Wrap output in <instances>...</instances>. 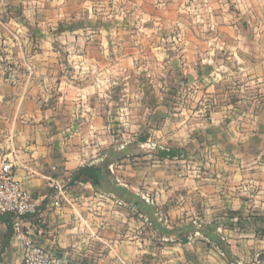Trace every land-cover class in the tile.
<instances>
[{"label":"crops","instance_id":"1","mask_svg":"<svg viewBox=\"0 0 264 264\" xmlns=\"http://www.w3.org/2000/svg\"><path fill=\"white\" fill-rule=\"evenodd\" d=\"M155 1L148 0L141 10L147 12L152 4L156 5ZM135 5L138 2L130 6L136 10L142 7ZM154 7V19L159 20L155 22L161 31L169 21L170 26L177 23L181 32L192 37L200 29L218 35L202 42L203 47L189 38L181 44L182 49L164 43L154 48V59L160 66L166 63L174 66L171 71L163 70L159 74L170 84L171 96L181 95L183 82L195 86L198 81L207 89L205 97L213 98L208 106L202 104L201 109L206 112L202 119L193 116L194 111L188 106L180 108L178 104L174 111L177 116L181 113L187 116L184 122L183 116L179 117L182 128L191 129V133L188 138L181 133L172 138L175 145L170 147L179 149L180 154L181 148L187 147L190 156L197 157L193 138L197 129L203 130L208 145L202 152L205 164L201 180L194 178L187 168L183 171L176 168V173L171 169L174 181L163 192L168 196H158L160 199L170 196L167 200L169 224L157 217L160 204L158 207L150 204L143 211L138 207L143 218L133 221L130 212L123 211L119 216L114 201L104 200L102 193H112L99 190L90 182L72 185L68 182L80 167L105 163L120 185L138 195L132 186L120 183L114 161L107 159L111 149L104 151L105 145L113 144L107 133L115 126V110L124 109L125 97L130 96L126 84L120 83L116 94L108 81L119 76L125 81V74L116 72V64L124 66L133 60H144L141 64L150 66L152 57H115L109 51L100 53L96 43H92L90 53L84 56L65 58L48 56L55 47L54 41L43 38L38 42L39 51L19 58L25 69L14 74L12 82L0 73V188L2 167L8 161L15 181L32 192L42 208L39 215L23 220V229L31 233L38 245L54 254L64 253L95 264H256L260 254L264 260V238L257 230V224L264 218V0H170L166 8ZM39 27L46 33L45 26ZM200 48L205 53L195 57L196 49ZM168 56L171 62L165 61ZM181 61L189 66L188 73L183 72ZM152 94L155 101L163 100L157 92ZM154 109L161 110L162 106ZM154 109L141 111L145 114ZM227 113H234V120ZM157 120L140 117L138 124L141 128L156 126ZM172 120L178 124L176 118ZM176 127H181V123ZM140 138L124 142L122 150L126 157L116 161L132 157L127 153L130 145L137 146L136 156L147 160L149 155L140 150V143L145 141ZM155 170L161 176L167 175L162 169ZM182 176L184 179H178ZM56 183L63 189L66 200H55L56 189L52 186ZM178 192L186 198L181 205L182 212L176 207ZM233 210L245 211L239 214V220L246 228L237 226V217L227 220V214ZM202 219L210 227L223 229L235 244L224 250L207 237L209 242L199 241L200 235L176 237L178 226L197 230L194 223ZM152 226L155 231H148ZM211 232L204 234L210 238L213 235V240L216 238L219 242L222 235ZM22 255L19 232L13 226L10 230L0 218V264H22Z\"/></svg>","mask_w":264,"mask_h":264},{"label":"rangeland","instance_id":"2","mask_svg":"<svg viewBox=\"0 0 264 264\" xmlns=\"http://www.w3.org/2000/svg\"><path fill=\"white\" fill-rule=\"evenodd\" d=\"M135 2H138V5L141 4L142 7L136 10L134 7L130 6L135 4ZM147 4L148 0H0V73L3 78L8 77L12 82L14 74L23 73L25 69V65L19 62V58L29 54L33 55L39 51L40 46L38 42L42 41L43 38L47 41H54L52 46L55 47L48 56L56 55L65 58L77 54L84 56L90 53L92 43H96V49L100 53L104 50L109 51L112 53V56L115 57L122 55H130L131 57L151 56L152 64L150 66L142 65L141 62L144 60H139V62L133 60L134 63L130 61L125 63L124 66H122V64H116V72L124 73L125 76L123 77H125V81L119 76L116 77L114 81H108V83L114 86V91L119 90L120 83L126 84V88L128 87L130 89V96L128 99L125 97L127 103H125L124 109L119 108L115 110L117 111L114 121L115 126L110 128L107 133L109 137H111V140H113V144L108 146L105 145L104 151H109V149L112 150V148H115L116 151L122 150L125 146L124 142L130 139L132 141L133 138L136 141L140 136H147L146 141L140 143L142 148L140 150H142L145 155H149L147 160L140 159L142 156H136L138 152L137 146L130 145L127 147V153L132 156L131 158H126V160L122 162L116 161L117 156L113 155L115 160H109V162L114 161L115 171L116 174H119L121 184L127 185L130 188L132 186L134 191L143 199L147 201L146 198H148L150 204L156 207L160 204V211L157 210V217L164 224H169L167 223V213L169 211L167 209V200L170 199V196L164 197V199H160L158 196H168V194L163 192H166L167 185L174 179L173 176H171L173 174L171 173V169L175 171L177 168L178 171H183L187 168L191 171L192 175H195L194 178L201 180L205 164L202 158V152L206 149V145L208 144H206V140H204L203 130L197 129L194 130L195 136L193 137L196 142L194 145L196 149L195 152L199 154L197 157L190 156L191 152L186 149L187 147L181 148V150H183L182 154L179 152L180 155H177L173 159L162 157L159 155V152L171 149L172 147L170 146L175 145L172 138L179 137L180 133L185 138H188L191 133V129H187V127L182 128V122L188 120L186 118L187 116L185 117V114L182 113L179 114V116H183V121L181 122V118L175 114L177 112H174L178 108V104L180 108L182 105L185 107L188 106V108L194 111L193 116L198 117L199 120L204 118V116L206 117V112L201 109V106H203L202 104L205 103L208 106L209 100L213 98L212 96L205 97V95L208 94L207 89L203 84H199L198 81L195 86L190 82H183L179 90L181 95L171 96L170 90L172 88L170 84L166 83V81L161 78L160 71L166 70L169 72L174 66L171 65V63L160 66L154 59L156 56V50H154V48L164 43L167 46L174 45L176 48L182 49L180 47L181 44L189 40V38L196 40L199 46H202V42L209 41L210 39L212 40L218 35L217 33L213 34L211 32L212 36H210L211 33L207 34L206 31L200 29L198 30L199 33L197 32L194 37H192V34L187 35L186 32H181L180 30L182 29L177 23H173V26H170L171 23L169 21L164 23L167 28L161 31L160 27L158 28L155 22L159 20L154 19V6L166 8L170 6V0H156V5L152 4V7H149L147 12L141 10L144 9ZM138 5L135 6L138 8ZM39 26H45L46 33H43ZM154 29L157 31H154ZM27 42L30 43V47H28ZM65 43L68 45H65ZM102 43H104V46ZM106 43H109V45H106ZM59 44L63 47L61 48ZM196 51L198 54H196L195 57H201L202 54L205 53L203 48L196 49ZM178 52H180V50ZM167 59L168 60H165L166 62H171L172 60L169 56ZM147 63H150V61ZM180 64L182 65L183 72L188 73L190 68L187 63L181 61L179 65ZM191 64L194 66V62H191ZM163 67H166V69H163ZM174 72H178V70H174ZM102 82L107 83L105 80ZM174 84L176 83L174 82ZM155 92H157L156 95H162L163 97V100H160V98L157 99V101L160 100V103H157V101H155L156 99L151 96V94ZM117 93L118 91L116 94ZM148 93L151 94L149 95ZM161 101L165 103H161ZM158 105L162 106V109L156 111L154 106ZM196 106H198V108ZM144 108L149 109V111H151L152 108L154 110L144 114V112L141 111ZM162 114L163 120L161 121ZM226 115L227 117L231 116V120L235 118L234 113H227ZM210 116L214 117L213 114ZM140 117H146L148 121L157 118V124L156 126L151 125L150 127L141 128L138 124V119ZM172 118H176L178 124H176L175 120L173 121ZM128 120L131 121L129 124H127ZM124 121H126V123H124ZM148 121L147 124H149ZM180 123L181 127H176ZM186 125L188 126V123ZM110 165L112 166L113 164ZM155 168L164 170L167 175L161 176L160 171L157 173ZM145 169H147L146 172ZM180 178L184 179V176L178 177V179ZM70 181L71 179L68 182ZM102 195L104 200L109 199V201H114L117 207L116 212L119 213V216H122L121 213H123V211H127L130 212V217H132L133 221L134 218H143L140 217L141 214L137 211L138 206L133 204L135 200H133V202H124L123 200L116 199V197L111 194L102 193ZM63 196L62 193L60 194V198L56 197L55 200L62 201ZM108 196L109 198H107ZM176 196L178 198H176L178 201L176 207H180L182 212L183 209H181V205L185 204V194L178 192ZM196 212L198 214L197 210ZM241 213H245V211H230L227 214V220L228 218L237 217V226L243 229L246 228V224L242 220H239L241 219V215H239ZM204 221L205 220L202 219L198 221L201 224L194 223L195 228H198L197 230H191V227L188 229V226H178L176 230L178 236L176 237H181V235L184 236V234L193 236L200 235L199 241L203 242V240H205L209 242L207 240L210 239V242L214 241V243H217L219 246L222 245L224 250L227 246L235 244V240H233L229 234L227 237L225 236L226 232L223 229L210 227V225L204 223ZM257 225L258 234L261 238H264V218ZM135 226L137 227L138 223L134 224V227ZM235 226L231 227L235 228ZM210 230H212L213 233L215 232V234L222 235L218 239L219 242L216 238L213 240V235L211 238L205 236L204 233L209 234L211 232ZM148 231L154 232L155 229L152 226ZM237 249L239 250V248Z\"/></svg>","mask_w":264,"mask_h":264},{"label":"built area","instance_id":"3","mask_svg":"<svg viewBox=\"0 0 264 264\" xmlns=\"http://www.w3.org/2000/svg\"><path fill=\"white\" fill-rule=\"evenodd\" d=\"M56 181H52L54 183ZM52 187L56 189L55 198H60L62 188L59 183ZM110 195V194H109ZM113 196V194H111ZM150 203V200L146 198ZM11 212L14 216L13 230L19 232L23 243L22 264H95L91 260L71 257L68 254H54L38 245L31 233L25 231L22 226L23 220L29 215H39L42 208L35 195L23 189L14 179L12 164L5 161L2 167V185L0 188V215ZM256 264H264L260 254Z\"/></svg>","mask_w":264,"mask_h":264},{"label":"trees","instance_id":"4","mask_svg":"<svg viewBox=\"0 0 264 264\" xmlns=\"http://www.w3.org/2000/svg\"><path fill=\"white\" fill-rule=\"evenodd\" d=\"M146 139L147 136H141L140 141H146ZM113 155L117 156L116 160H121L126 157V153L124 150H122L121 152L110 150L107 154V159L115 160V158H113ZM160 155L162 157L173 159L177 155H179V149L171 148L169 150H163L160 151ZM79 181L90 182L99 190L107 193H112L118 199L123 200L124 202H133V200H135L134 204L140 207L141 211L151 207L150 203L143 199L141 196L136 195L127 187L120 185L116 180V176L111 173L107 166H105V163L98 165H85L80 167L72 177L70 183L72 185ZM0 218L2 222L6 223L11 230L14 219L13 214L11 212H7L5 214H1Z\"/></svg>","mask_w":264,"mask_h":264}]
</instances>
